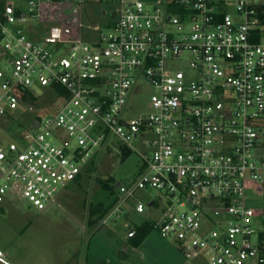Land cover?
I'll use <instances>...</instances> for the list:
<instances>
[{
    "label": "built area",
    "instance_id": "built-area-1",
    "mask_svg": "<svg viewBox=\"0 0 264 264\" xmlns=\"http://www.w3.org/2000/svg\"><path fill=\"white\" fill-rule=\"evenodd\" d=\"M47 1L0 7V114L31 104L23 97L39 85L59 99L0 145V205L54 200L102 153L139 142L137 178L117 181L104 223L143 212L136 193L154 189L147 207L166 204L153 223L189 257L264 264V206L249 204L264 189V0H111L94 39L82 20L44 23L33 39ZM143 84L152 98L132 114Z\"/></svg>",
    "mask_w": 264,
    "mask_h": 264
},
{
    "label": "rangeland",
    "instance_id": "rangeland-1",
    "mask_svg": "<svg viewBox=\"0 0 264 264\" xmlns=\"http://www.w3.org/2000/svg\"><path fill=\"white\" fill-rule=\"evenodd\" d=\"M10 1L16 6L27 4V0ZM113 8L111 0L47 1L42 4V23L28 24V34L41 39L46 30L44 23L75 26L82 20L81 35L89 41L97 36L94 26L111 19ZM3 55L0 43V71L8 66ZM41 86L35 87L38 98L34 103H22L0 114V145L7 147L29 128L36 116L59 102L53 90ZM152 95V88L143 84L133 96L132 114L144 109ZM134 147L124 160L116 151L102 153L95 160L96 168L85 174L81 182L69 184L54 200L42 205L24 196L6 199L0 209V250L6 256L0 264H87L90 257L93 264H204L201 259L189 257L179 240L164 237L157 226L140 246L130 245L136 226L157 221L162 215L165 199L157 201L153 208L147 207L153 197H158L154 189L136 193L137 200L146 205L143 212L126 210L114 221L104 223V217L94 211L100 202L108 205L114 198L102 188L98 177L113 176L124 184L137 178L141 168L139 152L145 148L139 142ZM259 197L249 204L264 206V189ZM132 229L134 232L129 235Z\"/></svg>",
    "mask_w": 264,
    "mask_h": 264
},
{
    "label": "trees",
    "instance_id": "trees-1",
    "mask_svg": "<svg viewBox=\"0 0 264 264\" xmlns=\"http://www.w3.org/2000/svg\"><path fill=\"white\" fill-rule=\"evenodd\" d=\"M5 5H6V0H0V7L2 10L5 9ZM55 89L59 92H64L63 88H61V86L56 85ZM38 97H35L33 95H24L23 99L25 101H28L30 103H34L37 100ZM39 116H36L33 121L35 120H39ZM122 159L124 160L126 157L129 156L130 151L126 150V149H122ZM96 168L95 163H91L90 166L88 167L87 171L85 174L90 173L91 171H93ZM85 174H82L78 177V179L75 181V183H79L81 182V180L84 178ZM98 181L100 183V185L102 186V188L106 189L109 191V193L115 198L116 195V184H117V180L115 177L113 176H109V177H98ZM108 204L106 205L105 203H99L98 205L95 206L94 211L95 212H99L100 216L104 217L106 215V213L109 211V209L112 207L114 199ZM155 226V224L153 222L151 223H142L141 225H138L135 227V236L130 237V245L133 247H138L141 245V243L144 241V239L147 237V235L150 233V231L152 230V228Z\"/></svg>",
    "mask_w": 264,
    "mask_h": 264
},
{
    "label": "crops",
    "instance_id": "crops-1",
    "mask_svg": "<svg viewBox=\"0 0 264 264\" xmlns=\"http://www.w3.org/2000/svg\"><path fill=\"white\" fill-rule=\"evenodd\" d=\"M6 1H10V0H6ZM15 6H16V5H15ZM19 6H21V5H19ZM3 205H4V204H1V205H0V209L3 208ZM0 259L3 260V261H5V258H1V257H0ZM92 262H93V261H92L91 257H90V261H89V258H88L87 264H93Z\"/></svg>",
    "mask_w": 264,
    "mask_h": 264
},
{
    "label": "water",
    "instance_id": "water-1",
    "mask_svg": "<svg viewBox=\"0 0 264 264\" xmlns=\"http://www.w3.org/2000/svg\"><path fill=\"white\" fill-rule=\"evenodd\" d=\"M133 232H134V230L132 229V230L130 231L129 235H132Z\"/></svg>",
    "mask_w": 264,
    "mask_h": 264
}]
</instances>
